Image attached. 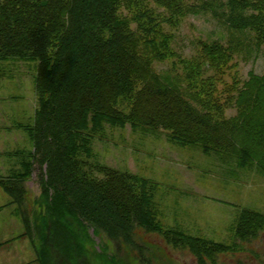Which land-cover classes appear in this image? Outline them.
<instances>
[{"label":"trees","instance_id":"obj_1","mask_svg":"<svg viewBox=\"0 0 264 264\" xmlns=\"http://www.w3.org/2000/svg\"><path fill=\"white\" fill-rule=\"evenodd\" d=\"M260 2L228 0L222 4L223 22L240 32L262 27ZM205 4L206 10L217 3ZM131 7L142 10L135 21L147 19L149 28L142 23L139 32L129 30L120 12ZM158 8L184 10L175 0H0V61L41 62L35 124L26 127L34 150L22 163L24 172L13 175V185L3 183L22 215L26 230L21 237L32 239L34 226L21 206L27 179L36 166L41 169L40 201L46 213L39 228L41 242L33 243L39 264H91L90 246L101 263L110 264L113 257L98 244L102 239L103 245V235L128 244L137 226L157 227L146 181L98 170L94 163L84 169L77 135L87 128L86 118H92L95 129L103 122L136 120L151 129H172L183 136L180 141L197 144H213L221 136L222 123L201 104L192 84L180 87L153 73L150 57L158 49L151 46L156 42L151 34L165 22L163 16L157 22ZM224 49L234 54L237 47L234 42ZM251 79L258 88L245 101L247 113L264 100V76ZM123 98L132 101L129 115L117 109ZM240 133L252 143L246 148L250 154L264 149V116L261 124L245 120ZM96 172L103 176L97 178ZM237 229L242 241L257 239L264 217L243 211Z\"/></svg>","mask_w":264,"mask_h":264},{"label":"rangeland","instance_id":"obj_2","mask_svg":"<svg viewBox=\"0 0 264 264\" xmlns=\"http://www.w3.org/2000/svg\"><path fill=\"white\" fill-rule=\"evenodd\" d=\"M254 1H261L258 13L263 26L245 32L223 22L222 4L228 0H175L184 10L157 9V22L161 16L165 22L151 34L156 41L151 46L158 49L150 57L153 73L180 87L194 86L201 104L222 123L215 143L183 142V136L172 129L155 130L136 120L124 125L103 122L95 129L92 118H86L87 128L77 135L84 169L90 170L94 163L98 170H117L146 181L145 189L154 202L157 227L137 226L128 244L103 235L102 245L98 239L100 250L104 247L113 257L110 264H264V231L245 242L237 229L243 211L264 217V149L250 154L246 148L252 143L240 133L245 120L253 118L261 124L264 116V100L245 112L250 91L258 88V81L251 78L264 76V0ZM206 2L217 4L205 10ZM141 13L131 7L120 15L126 16L129 30L139 32L142 23L150 27L147 19L135 21ZM142 37L137 36L141 47ZM234 42L235 53H225L224 47ZM41 75L39 60L0 61L2 105H13V124L17 123L13 126V168L17 170L20 155L34 150L25 127L35 124ZM121 104L118 110L127 115L133 112L132 101L123 98ZM40 179L41 169L36 166L27 179L21 206L34 226L33 238H26L32 248L41 242L39 228L46 213L40 201ZM90 250L91 264H108L100 262L94 247ZM56 258L60 262L61 256Z\"/></svg>","mask_w":264,"mask_h":264},{"label":"crops","instance_id":"obj_3","mask_svg":"<svg viewBox=\"0 0 264 264\" xmlns=\"http://www.w3.org/2000/svg\"><path fill=\"white\" fill-rule=\"evenodd\" d=\"M2 101L0 96V264H39L31 243L21 237L26 229L18 207L11 204L3 187V183L13 185V175L24 172L22 163L29 152L20 155L21 169L13 168V126L17 123L13 124V105L3 106Z\"/></svg>","mask_w":264,"mask_h":264}]
</instances>
